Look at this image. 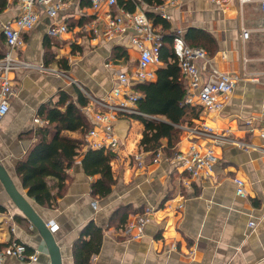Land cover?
I'll list each match as a JSON object with an SVG mask.
<instances>
[{
    "label": "crops",
    "instance_id": "1",
    "mask_svg": "<svg viewBox=\"0 0 264 264\" xmlns=\"http://www.w3.org/2000/svg\"><path fill=\"white\" fill-rule=\"evenodd\" d=\"M18 2L7 0L0 13V50L4 53L7 48L2 25L18 16ZM88 4V0H78L82 12L91 14ZM75 9L61 12L59 19L65 18L68 31L58 37L47 34L51 20L40 13L39 21L23 33L25 44L16 55L34 67L8 74L14 94L7 113L0 118V163L26 195L15 164L36 141L35 131L46 124L38 109L43 104H57L62 91L74 101L77 91L87 98L102 97L114 84V72L136 69L135 46L95 39L81 32L79 25L88 17L75 14ZM144 11L154 12L148 6ZM166 13L171 29L182 30V36L188 28L210 33L216 44L215 52L208 54L211 65L238 77L221 111L202 110L198 118L179 126L176 151L187 152L196 142L201 150L212 145L206 136H191L182 128L199 122L220 133L228 131L231 138L253 147L243 150L227 142L213 144L217 161L211 175L190 179L169 161L135 165L132 156L139 150L144 125L136 117L115 118L113 130L120 145L118 158L110 161L116 181L108 196L92 195L91 184L97 176L84 173L82 157L67 170L66 191L54 206H40L27 195L43 220L54 226L62 264H74L72 244L90 220L104 229L101 248L91 257V264H264V154L259 149L264 146V138L259 136V129L264 127V31L259 29L263 16L259 0L243 5L238 0H226L225 6L212 0H182L178 6L167 8ZM155 29L163 32L159 27ZM243 30L248 31L245 39ZM117 45L124 47L126 57L112 56ZM106 63L111 67L107 68ZM161 65L160 61L152 68L157 70ZM245 120H252L255 129L245 127ZM69 135L79 137L77 131ZM235 176L244 180L246 197L236 194ZM0 203L7 209L0 214V242L19 240L37 251L38 233L29 222L15 217L21 215L1 183ZM120 205L139 212L151 209L139 238L131 237L136 229L128 233L109 221ZM4 264H49V258L38 253L37 260L30 263L8 258Z\"/></svg>",
    "mask_w": 264,
    "mask_h": 264
},
{
    "label": "built area",
    "instance_id": "2",
    "mask_svg": "<svg viewBox=\"0 0 264 264\" xmlns=\"http://www.w3.org/2000/svg\"><path fill=\"white\" fill-rule=\"evenodd\" d=\"M20 12L13 20L2 25V34L7 47L6 53L0 59V118L9 109V100L14 94L9 73L18 68H33L34 65L19 59L16 55L25 44L23 33L30 30L39 21L40 13L51 20L47 34L58 37L68 31L65 18L59 20L62 11L74 7L75 14L88 17V20L79 25V30L92 38L103 41L127 42L138 50L137 65L133 72H114V84L111 90L102 97L88 96V102L83 111L92 120V127L87 131L86 146L92 149L103 148L111 154V159L119 156V140L114 134L113 121L119 116L135 117L145 116L137 108V101L142 96L132 87L139 82L152 81L156 77L154 64L160 62V48L162 46V33L155 29L153 21L149 19L144 7L148 6L161 18L167 19V8L178 6L182 0H164L162 4L149 6L144 0H88L91 14L82 12L78 0H18ZM219 6H225L226 0H212ZM251 0H238L239 5ZM134 6L127 9V4ZM103 8H105L103 10ZM259 8L263 13L259 29L264 31V0H259ZM242 37H248V31H242ZM172 51L177 60L182 79L185 84V102L199 105L206 112H219L231 95L238 77L234 74L219 71L210 63L208 54L201 47H191L186 44L182 30L174 29L172 35ZM105 66L111 67V63ZM42 70L44 66H40ZM206 71V75L203 72ZM196 100V101H195ZM43 123L40 119H35ZM243 125L248 129H255L252 120H245ZM191 136H206L213 144L229 143L237 148L247 150L251 144L235 140L229 136L228 131L220 133L205 122L182 126ZM259 136L264 138V127L259 129ZM211 146L201 150L195 145L190 146L187 152L176 151L171 157L165 156L159 148L155 152L138 150L132 156L135 165L141 166L146 161L159 163L162 160L173 163L186 172L190 179L201 180L211 175L213 165L217 161L214 148ZM264 154V146L259 147ZM236 184L235 192L238 196L246 197L244 180L233 178ZM150 208L143 212L130 215L124 228L127 232L136 229L132 238H139L143 227L149 221ZM135 215V216H134ZM253 224L252 222L250 223ZM54 229V226H52ZM26 247L21 242L13 241L0 250V264L7 258H14L21 262L36 261L38 252L25 253Z\"/></svg>",
    "mask_w": 264,
    "mask_h": 264
},
{
    "label": "trees",
    "instance_id": "3",
    "mask_svg": "<svg viewBox=\"0 0 264 264\" xmlns=\"http://www.w3.org/2000/svg\"><path fill=\"white\" fill-rule=\"evenodd\" d=\"M144 1L149 6H155L162 4L164 0ZM6 6L7 0H0V13ZM126 7L129 10L134 9L131 3ZM146 13L153 21V26L163 31L159 54L162 65L156 70L155 80L134 85L135 90L142 95L137 101V108L145 114L135 116L144 125L139 149L155 152L160 148L165 156L171 157L176 152V143L181 133L179 126L198 118L202 109L185 102L186 89L172 51L173 30L170 23L155 12ZM183 38L187 45L201 47L209 55L216 50L215 39L205 30L188 28L183 33ZM5 53L0 50V59ZM126 55L123 46H114L112 55L114 58ZM87 102L88 98L81 91H77L75 101L62 91L57 104H43L38 109V115L46 124L35 131L36 141L17 161L15 172L27 195L40 206L52 207L56 204L57 198L63 196L69 178L67 170L79 157H82L81 166L84 173L97 176L91 184L92 195L104 198L111 193L112 185L116 181L110 165L111 154L105 152L103 148L87 147L82 151L86 145L84 136L92 127L89 117L81 109ZM75 131L79 133L78 138L69 135V132ZM6 210L0 203V214ZM135 212L139 211L131 209L128 205H120L113 210L109 221L111 224L115 223L117 229L123 228L128 217ZM15 217L27 221L23 217ZM103 231V227L93 220L83 225L71 248L74 264H91V257L101 248ZM11 242L13 241L0 242V250ZM25 247L26 254L34 252L32 247L27 245Z\"/></svg>",
    "mask_w": 264,
    "mask_h": 264
},
{
    "label": "water",
    "instance_id": "4",
    "mask_svg": "<svg viewBox=\"0 0 264 264\" xmlns=\"http://www.w3.org/2000/svg\"><path fill=\"white\" fill-rule=\"evenodd\" d=\"M0 183L6 191L10 201L36 230L39 237L37 252L47 255L49 264H62L61 252L54 238L52 224L43 220L33 206L32 200L21 192L13 183L4 166L0 163Z\"/></svg>",
    "mask_w": 264,
    "mask_h": 264
},
{
    "label": "rangeland",
    "instance_id": "5",
    "mask_svg": "<svg viewBox=\"0 0 264 264\" xmlns=\"http://www.w3.org/2000/svg\"><path fill=\"white\" fill-rule=\"evenodd\" d=\"M59 20H60V19H59ZM255 135H256V133H255ZM136 213H139V212H135L134 214H135V215H137ZM135 215H134V216H135ZM130 217H131V216H130ZM130 217L127 219V221L130 219ZM127 221H126V223H127ZM125 227H126V224L124 225V227H123V228H121V229H122V231H124V230H125V229H124ZM128 233H129V232H128ZM7 259H8V258H7ZM7 259H6V260H7ZM6 260H5V261H6Z\"/></svg>",
    "mask_w": 264,
    "mask_h": 264
}]
</instances>
